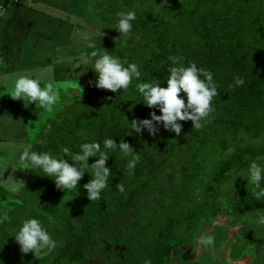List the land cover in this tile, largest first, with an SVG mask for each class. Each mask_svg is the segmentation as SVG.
<instances>
[{
    "label": "trees",
    "instance_id": "1",
    "mask_svg": "<svg viewBox=\"0 0 264 264\" xmlns=\"http://www.w3.org/2000/svg\"><path fill=\"white\" fill-rule=\"evenodd\" d=\"M119 12L116 19L98 15L93 20L110 21L115 29ZM135 15L132 38L105 34L100 45L122 62L137 64L139 80L134 78L126 91L118 93L96 88L95 79L85 91L77 87L83 96L62 97L69 106L66 117L35 143L38 153L49 152L69 162L71 155L63 148L77 154L83 143H100L110 157L108 186L100 199L90 201L83 188L91 179L89 173L66 192L43 173L42 191L37 190L41 193L32 205L20 200H26L24 188L15 195L25 208L0 210L5 222L0 224V264H144L149 259L152 264H170L171 254L201 247L200 237L211 235L214 228L227 235L224 244L231 259L236 255L235 240L244 232L262 234L264 242V224L258 223L257 215L264 213V198L252 195L248 172L252 161L264 167V0H167ZM170 56L182 57L185 66L195 62L212 72L220 93L213 100L214 111L199 130L191 121H181L179 136L162 125L154 137L147 129L137 134L128 120L161 113L145 106L136 85L157 82L166 87ZM236 75L244 79L243 86H235ZM109 138L117 144L124 140L139 152L133 173L127 172L128 158L118 149L104 148ZM96 159L90 157L89 164ZM119 182L123 193L115 187ZM218 216L225 221L212 224ZM30 218L40 220L57 242L56 249L40 260L32 253L22 254L14 238ZM231 224L238 225V232L230 233Z\"/></svg>",
    "mask_w": 264,
    "mask_h": 264
},
{
    "label": "clouds",
    "instance_id": "2",
    "mask_svg": "<svg viewBox=\"0 0 264 264\" xmlns=\"http://www.w3.org/2000/svg\"><path fill=\"white\" fill-rule=\"evenodd\" d=\"M163 4L167 0H163ZM119 20L116 30L120 33L118 39H130L132 23L136 19L135 12H119ZM89 48H94L92 42L88 44ZM169 60L172 66L169 67L166 87L157 82H141L136 85L139 93L143 97V103L150 109H159L160 115L155 111L150 113V119H133L131 128L141 134L145 129L153 137L159 132V125L167 131L174 132L179 136L183 125L181 121H191L194 130L204 127L208 118L214 111L213 100L220 95L218 86L213 79L211 71L198 67L195 62L188 66L181 63L182 57L170 56ZM127 65V66H125ZM83 71L78 76L84 75L89 68L97 74L94 86L101 90H107L113 93L120 92L121 89L127 90L133 79L139 80L141 72L135 63L122 62L120 58L109 54L105 49L103 54L92 51L90 55L82 56L78 59L75 68H81ZM235 86H243L245 81L239 75L234 76ZM90 83H93L90 81ZM12 100L28 101V104H35L37 109H43V112L51 113L59 101V94L54 82L47 81L41 86L39 79L29 75H20L15 80L13 90L8 94ZM186 98V99H185ZM107 99H112L107 97ZM104 148L110 150H119L124 157H127L126 169L129 174L133 173L136 165L140 161L139 152L134 150L132 145L124 140L117 144L114 139H105ZM81 151L77 154H71L68 148H63L65 155H71V162L67 159L58 158L49 152L38 153L31 150V145L23 147L17 155V164L6 181H10L5 187L14 193L21 192L26 188V182L23 179L15 177L17 169L27 172L34 170L37 173L42 171L46 177L52 179L59 190L70 191L79 186L85 173H89L91 179L83 185L87 191L90 201L101 198L102 191L108 186L112 170L107 166L109 160L108 154L101 149L98 142H86L80 145ZM90 157H97L94 163L89 164ZM91 170L90 172L88 170ZM249 182L254 186L252 195L255 199L264 198V187H261V181L264 180V167L256 161L249 165ZM121 193L125 191L123 182L115 185ZM258 223L264 224V213H257ZM3 219H7L5 215ZM52 220V217H49ZM20 246L22 254L32 253L35 259H42L50 255L57 247V242L44 227L40 220L30 218L23 221L18 232L14 236ZM201 245L209 246L214 243L211 235H203L199 239ZM144 264H152L151 260H145Z\"/></svg>",
    "mask_w": 264,
    "mask_h": 264
},
{
    "label": "crops",
    "instance_id": "3",
    "mask_svg": "<svg viewBox=\"0 0 264 264\" xmlns=\"http://www.w3.org/2000/svg\"><path fill=\"white\" fill-rule=\"evenodd\" d=\"M100 3L103 0H0V195L10 193L5 185L10 183L6 180L13 175L18 152L28 145L33 150L32 132L47 114L39 115L43 109L26 99H11L8 94L15 80L29 75L42 87L52 81L63 94L64 87L56 83L80 69L74 65L87 55L96 35L93 19L99 15ZM28 172L30 177L32 170L17 169L14 175L27 184Z\"/></svg>",
    "mask_w": 264,
    "mask_h": 264
},
{
    "label": "rangeland",
    "instance_id": "4",
    "mask_svg": "<svg viewBox=\"0 0 264 264\" xmlns=\"http://www.w3.org/2000/svg\"><path fill=\"white\" fill-rule=\"evenodd\" d=\"M103 2L104 4L102 5L101 3L99 4L100 10L98 14L102 16V18L106 17V19H116V15H117L116 10L132 11L138 13V11L143 8L152 7L153 9H156L159 3L163 4L162 3L163 0H159V1L143 0V3H141V0H103ZM96 12L97 11H95V14ZM108 22L106 24H102L101 22L96 23L97 26H101V27L95 28V31L92 30V32L96 34L95 37L92 39L93 40L92 42L97 43L98 38H100L99 45L94 48L88 47L89 50L88 53H86L87 55L88 54L90 55L92 51H97L100 54L105 51V46L100 45L101 41L103 42L105 41V36H107L105 34L113 35L117 37L120 36V34L115 35L116 30L110 27ZM103 25L105 26L103 27ZM93 27H91V29H93ZM82 71H83V66L80 69H78L77 72L74 71L73 74H70V76L68 77V79H66V81H62V80L59 81L61 82L59 83L60 85L56 83L58 86L64 87V94L60 92L58 104L56 105L53 112L47 114L43 113L42 116L40 117V121H37L35 132H32V136H33L32 141H34L32 144L34 146L32 151L37 152L35 148V143L38 141L42 142L43 134H46L48 130H52L53 126H55V123L58 122L59 118L61 119L63 117H66L65 111L68 109L69 106H67L68 104L66 102L61 101V98L65 97L67 100V99H71L75 95L77 96L79 95L80 96L79 98H81L83 95L80 92H78V90H76L77 87H80L81 88L80 90L85 91V89H87L88 86L91 84L90 81L97 79V74L94 73L91 70V68H89V70L84 75L78 76V74ZM76 83H78L77 86ZM71 101H69V103ZM58 108L61 109V111ZM57 113L59 114L58 117H56ZM68 113L69 115L67 117L69 120H71L72 119L71 110H69ZM32 173L33 174H31L30 177H29V172L27 173V179H28L27 184L29 181L31 186L26 187V189L23 190L24 195L26 194V196H24L26 200L20 198V200L24 201L27 205L28 204L32 205L31 200L33 198L37 199L38 198L37 196L41 193L40 191H42V186L40 185H41V181H43L42 178L44 177L43 172L39 171L37 173L36 171L32 170ZM35 174H37L36 178H32L31 176H34ZM5 193L0 195V208L2 209V211L9 209V213H11L13 212L14 209L25 206V203L19 204L17 202V200H19L18 199L19 197L16 196L14 192L10 191V193H6V194ZM24 208H22V210H24ZM224 221H225V217L218 216L217 220L213 221L212 224H215L216 222L223 223ZM3 222L4 221L0 220L1 225ZM2 226L5 225L3 224ZM228 230L230 231V233H236L238 232V225L231 224L230 226H228ZM245 233L246 232H244V235H241L240 237L238 236L239 238L235 240L236 245L234 246V248L236 251V255H234L233 259L229 258L228 254L226 255V253H229L228 250H226L227 245L224 244L226 241H228V238L227 237L225 238V236L227 235H225V232L223 233V231H221L220 229L214 228L211 234V236L214 238V243L212 245L209 246L202 245L201 249L197 245L196 247H194V249L190 248V250L181 252L179 254H171L170 264H228V263L229 264H264V242L261 240L262 234L251 236L249 234L245 235ZM221 245L223 246L220 249ZM211 253H213V257ZM225 259L227 260L231 259V260L230 262H227Z\"/></svg>",
    "mask_w": 264,
    "mask_h": 264
}]
</instances>
